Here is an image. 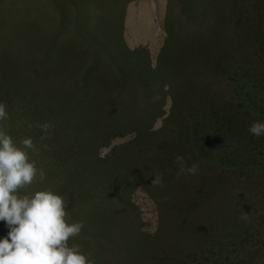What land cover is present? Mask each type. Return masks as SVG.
Here are the masks:
<instances>
[{
    "label": "rangeland",
    "instance_id": "rangeland-1",
    "mask_svg": "<svg viewBox=\"0 0 264 264\" xmlns=\"http://www.w3.org/2000/svg\"><path fill=\"white\" fill-rule=\"evenodd\" d=\"M0 102L94 264H264V0H0Z\"/></svg>",
    "mask_w": 264,
    "mask_h": 264
},
{
    "label": "clouds",
    "instance_id": "clouds-1",
    "mask_svg": "<svg viewBox=\"0 0 264 264\" xmlns=\"http://www.w3.org/2000/svg\"><path fill=\"white\" fill-rule=\"evenodd\" d=\"M7 119L6 104L0 102V122ZM38 127L43 133L40 139H49L51 125ZM248 131L257 138L264 136V121H254ZM30 154H39L32 138L16 143L0 124V221L8 228L0 238V264H94L80 244L70 243L81 233L83 223L71 221L65 196L51 187L34 193L22 191L37 175L45 176ZM175 163L178 176L198 172V165L186 166L183 156H176ZM153 177L152 186L163 187V174Z\"/></svg>",
    "mask_w": 264,
    "mask_h": 264
}]
</instances>
